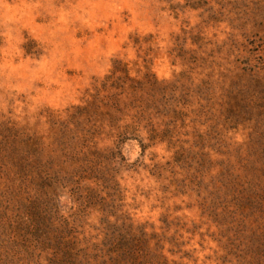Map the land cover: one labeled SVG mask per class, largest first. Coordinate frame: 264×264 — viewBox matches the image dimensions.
Listing matches in <instances>:
<instances>
[{"label":"rangeland","instance_id":"obj_1","mask_svg":"<svg viewBox=\"0 0 264 264\" xmlns=\"http://www.w3.org/2000/svg\"><path fill=\"white\" fill-rule=\"evenodd\" d=\"M0 264H264V0H0Z\"/></svg>","mask_w":264,"mask_h":264}]
</instances>
